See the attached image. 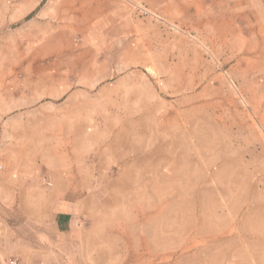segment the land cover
Segmentation results:
<instances>
[{
    "label": "rangeland",
    "instance_id": "rangeland-1",
    "mask_svg": "<svg viewBox=\"0 0 264 264\" xmlns=\"http://www.w3.org/2000/svg\"><path fill=\"white\" fill-rule=\"evenodd\" d=\"M124 1L131 22L88 41L31 26L47 0H0V170L72 190L117 264H264V5ZM39 203L0 201L4 226Z\"/></svg>",
    "mask_w": 264,
    "mask_h": 264
},
{
    "label": "crops",
    "instance_id": "crops-1",
    "mask_svg": "<svg viewBox=\"0 0 264 264\" xmlns=\"http://www.w3.org/2000/svg\"><path fill=\"white\" fill-rule=\"evenodd\" d=\"M133 1L153 6L157 2V0ZM261 1L260 5H264ZM54 4L60 6L54 8ZM66 5L68 7H65ZM63 9L66 13L62 12ZM37 11V6L30 5L24 12L26 16L35 13L36 18L30 21L31 26L40 23L39 18L66 20L67 29L70 31L73 22H79L82 24L83 33L87 34L88 41L96 32L107 37L112 26L118 22L124 24L127 20L131 22L130 8L124 0H47L45 6L38 13ZM45 22L50 24V21ZM63 24L65 23L58 22L54 24L57 26L53 25L55 29L59 28L58 32L56 30L50 36L52 58L65 55ZM27 68L32 71L33 66L28 65ZM49 69L51 74L64 71L55 61ZM49 79L55 83L54 86L61 85L56 74ZM15 169L16 175L20 174L16 178L12 175L13 171L0 170V201L25 203L36 200L40 203L32 210L26 204L23 205V221H16L11 227L4 226V218L2 214L0 215V264H4L7 259H16L21 264H117L116 248L113 243L108 241V246L103 247L102 252L95 228L85 229L77 224V216L68 203L75 199L72 190L59 191L55 188L56 190L51 193L39 192L36 196L28 175L34 174L38 167L18 166ZM20 217L18 215L19 219Z\"/></svg>",
    "mask_w": 264,
    "mask_h": 264
},
{
    "label": "built area",
    "instance_id": "built-area-1",
    "mask_svg": "<svg viewBox=\"0 0 264 264\" xmlns=\"http://www.w3.org/2000/svg\"><path fill=\"white\" fill-rule=\"evenodd\" d=\"M140 12H141L142 14H146V13H147V12H146L145 10H143V9L140 10ZM10 264H17V263H16L15 261H14V262L12 261V262H10Z\"/></svg>",
    "mask_w": 264,
    "mask_h": 264
}]
</instances>
